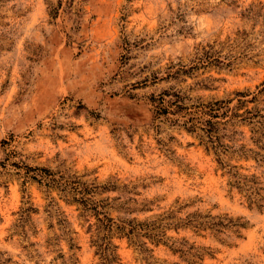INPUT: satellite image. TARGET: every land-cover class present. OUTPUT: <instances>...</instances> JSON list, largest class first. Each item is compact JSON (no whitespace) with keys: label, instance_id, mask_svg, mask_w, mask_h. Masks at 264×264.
Here are the masks:
<instances>
[{"label":"rangeland","instance_id":"obj_1","mask_svg":"<svg viewBox=\"0 0 264 264\" xmlns=\"http://www.w3.org/2000/svg\"><path fill=\"white\" fill-rule=\"evenodd\" d=\"M212 103L215 143L187 122ZM104 238L264 264V0H0V264H102Z\"/></svg>","mask_w":264,"mask_h":264},{"label":"trees","instance_id":"obj_2","mask_svg":"<svg viewBox=\"0 0 264 264\" xmlns=\"http://www.w3.org/2000/svg\"><path fill=\"white\" fill-rule=\"evenodd\" d=\"M214 105L215 103H212L210 105H201L200 107L199 106L194 107L193 111L188 112V113L192 114L193 116H198V117L197 118L190 117L187 120V122H189L188 130L195 131L198 129L202 131L206 135L205 137L209 140L210 143H215V141H213L214 137L212 133L215 130L216 124L210 120H204V119L202 120L200 119V117L207 115L211 118H218L216 114V109H213ZM174 106L177 109H183L182 105L177 104ZM161 109L162 108H160V111H162L161 113H164V110H161ZM194 119H197V121H195ZM78 202L81 203L85 209H88V210L93 209V208L88 207L89 204L87 200H84L83 198H80ZM192 221H193L192 224H194V227L204 226L206 225V223H208V226H210L211 228L219 227L222 225L221 222L217 223L215 221L206 222L205 224L204 222L197 220V219H194ZM98 222L101 224V226H103L105 231L111 232L112 226L114 224L112 223L110 218H107L104 216V219L102 220L98 219ZM155 229H156L155 223L148 222V221H138L136 218L120 221V223L115 226V230L117 231L118 234L121 235L122 238H126L128 241L132 242L135 245L138 243L137 240L139 237H145V238H148L149 240L151 239L153 240V239H157L158 237H162V236L164 237L166 235V232H162V231L157 232V230ZM100 241L102 243H99V244L96 243L95 246L100 253V259L102 261V264H118L117 261L119 259L116 254L117 246H115L112 243V241L108 242L107 238L100 239Z\"/></svg>","mask_w":264,"mask_h":264}]
</instances>
